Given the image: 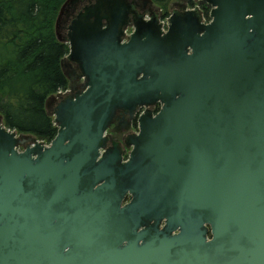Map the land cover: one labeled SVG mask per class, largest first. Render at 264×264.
Listing matches in <instances>:
<instances>
[{
    "label": "water",
    "instance_id": "obj_1",
    "mask_svg": "<svg viewBox=\"0 0 264 264\" xmlns=\"http://www.w3.org/2000/svg\"><path fill=\"white\" fill-rule=\"evenodd\" d=\"M196 1L211 21L175 12L165 33L99 0L66 38L79 0L62 7L86 88L47 101L50 146L0 116V264H264V0ZM158 104L126 160L107 147L118 112Z\"/></svg>",
    "mask_w": 264,
    "mask_h": 264
},
{
    "label": "trees",
    "instance_id": "obj_2",
    "mask_svg": "<svg viewBox=\"0 0 264 264\" xmlns=\"http://www.w3.org/2000/svg\"><path fill=\"white\" fill-rule=\"evenodd\" d=\"M67 1L0 0V116L8 129L48 144L59 129L47 101L70 85L63 67L70 48L56 35ZM152 1L166 6L173 0ZM201 6L209 17L210 8Z\"/></svg>",
    "mask_w": 264,
    "mask_h": 264
},
{
    "label": "flooded vegetation",
    "instance_id": "obj_3",
    "mask_svg": "<svg viewBox=\"0 0 264 264\" xmlns=\"http://www.w3.org/2000/svg\"><path fill=\"white\" fill-rule=\"evenodd\" d=\"M98 1L99 0H79V2L71 10H69L67 15L65 16L66 19L64 17L65 21L61 29L65 34L64 38H66V36H68L69 33L71 32L73 23L77 20L78 16L83 14L85 10L97 4ZM100 1H105V0H100ZM129 3L137 13V15H134L130 18L131 26L134 23L133 21L139 18H144L146 20H150V17L157 19L159 18V16L154 11L155 6H153V3H148L145 2L144 0H129ZM190 5H193V0H178L174 4L176 8L181 9L178 10L179 13H182V9ZM66 62L67 64L65 63L63 64V67L66 69L65 73L67 77H69L70 82L74 85L76 91L79 92L77 89L80 88L81 85L83 84L81 65L74 63L68 59ZM84 83L86 84L85 79H84ZM85 84L84 86H86ZM141 110L142 109H138L137 114H139ZM147 110L151 111V109H147ZM137 114L132 120L130 114L123 111L118 112L112 121L111 127L107 132V136H108L107 147L110 150H113L117 145L118 148L122 150L125 159L128 158V154L131 151L129 149H126L125 143L131 136H134L138 133V128L136 125ZM126 128H128L130 131L125 132Z\"/></svg>",
    "mask_w": 264,
    "mask_h": 264
},
{
    "label": "rangeland",
    "instance_id": "obj_4",
    "mask_svg": "<svg viewBox=\"0 0 264 264\" xmlns=\"http://www.w3.org/2000/svg\"><path fill=\"white\" fill-rule=\"evenodd\" d=\"M176 1H178V0H173L172 2H170L169 4H167L166 6H160V5H158V4H156V3H154V2H152L153 3V6H155V8H154V11H155V13L160 17V16H162L163 14H167V13H171V15H172V13H175V12H178V10H181V9H179V8H176L175 6H174V4H175V2ZM80 8H82V7H80ZM183 11V10H182ZM179 13V12H178ZM66 16V15H65ZM65 19H66V17H65ZM65 19H63V21H62V23L60 24V26H61V28H62V26H63V23H64V21H65ZM60 34H61V36L62 37H64V33H63V31L61 30V32H60ZM67 37V36H66ZM67 58L65 59V61H64V63L65 64H67ZM65 69V68H64ZM66 70V69H65ZM68 79H69V77H68ZM70 81V80H69ZM83 81V82H82ZM82 85H81V87L80 88H78L77 90L79 91V92H77L76 91V89H75V87H74V89H72V88H69L68 90V92H66V93H64V94H62V95H57V96H55L56 98H57V102L56 103H58V101L59 102H61V101H63V100H66V99H68V98H74V97H76V95H79V94H81L84 90H85V86H84V79H82ZM70 84H71V82H69ZM56 103L55 104H53V106H52V112H53V109H54V107L56 106ZM52 119L54 120V117H52ZM20 135V134H19ZM23 136H26V135H23ZM28 137V136H27ZM31 137V136H30ZM32 139H36L35 137H33ZM37 140V139H36ZM39 142H41L40 140H39ZM41 143H43V144H45V145H50V144H48V143H46V142H41ZM21 151H23V148H21L20 149Z\"/></svg>",
    "mask_w": 264,
    "mask_h": 264
},
{
    "label": "built area",
    "instance_id": "obj_5",
    "mask_svg": "<svg viewBox=\"0 0 264 264\" xmlns=\"http://www.w3.org/2000/svg\"><path fill=\"white\" fill-rule=\"evenodd\" d=\"M190 10L198 11L202 16V20L204 23H207L208 21H210L209 17L206 16V11L203 10L202 6L199 3H195L192 7H190ZM168 20H169L168 18H165L161 21L163 29H166L167 24H168ZM68 91L69 90H67L65 92H60L59 95H62Z\"/></svg>",
    "mask_w": 264,
    "mask_h": 264
}]
</instances>
